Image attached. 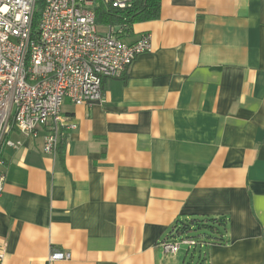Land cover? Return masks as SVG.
I'll return each instance as SVG.
<instances>
[{
    "label": "crops",
    "instance_id": "0c3cea01",
    "mask_svg": "<svg viewBox=\"0 0 264 264\" xmlns=\"http://www.w3.org/2000/svg\"><path fill=\"white\" fill-rule=\"evenodd\" d=\"M160 5L124 38L153 51L64 103L55 157L7 135L1 264H186L162 244L194 219L226 220L201 264H264V0Z\"/></svg>",
    "mask_w": 264,
    "mask_h": 264
},
{
    "label": "built area",
    "instance_id": "2783aa9c",
    "mask_svg": "<svg viewBox=\"0 0 264 264\" xmlns=\"http://www.w3.org/2000/svg\"><path fill=\"white\" fill-rule=\"evenodd\" d=\"M37 0H0V198L4 192L7 141L18 129L37 137L46 129L44 153L55 157L60 144V115L66 101L87 105L101 100L105 80L121 78L135 59L151 53L152 36L143 34L133 43L124 38L128 27L97 25L95 0H45L39 30H33ZM114 7H131L115 0ZM70 129H76L71 126ZM182 246L197 247L193 239L162 244L166 256H176ZM5 253L0 252V264ZM57 253L51 261H67Z\"/></svg>",
    "mask_w": 264,
    "mask_h": 264
},
{
    "label": "trees",
    "instance_id": "16d2710c",
    "mask_svg": "<svg viewBox=\"0 0 264 264\" xmlns=\"http://www.w3.org/2000/svg\"><path fill=\"white\" fill-rule=\"evenodd\" d=\"M115 0H95V13L97 25L100 28L107 27H128L129 30L139 23L155 21L160 18L161 0H129L131 7L119 9L114 7ZM211 223L204 227L213 231L216 235L226 228L225 219H194L178 231L183 235L190 230V223Z\"/></svg>",
    "mask_w": 264,
    "mask_h": 264
},
{
    "label": "rangeland",
    "instance_id": "374dc122",
    "mask_svg": "<svg viewBox=\"0 0 264 264\" xmlns=\"http://www.w3.org/2000/svg\"><path fill=\"white\" fill-rule=\"evenodd\" d=\"M45 0H37L35 16L33 20V30L36 33L39 30L42 12L44 9ZM105 29L101 28V32L104 33ZM208 224L212 226L211 223H205L204 221L200 223H190V230L181 235L179 239H193L198 243L197 247H193L189 250L188 246H182L179 253V257L182 260H187L186 264H201L205 261L207 250L206 244L215 238V234L210 229L204 227Z\"/></svg>",
    "mask_w": 264,
    "mask_h": 264
}]
</instances>
